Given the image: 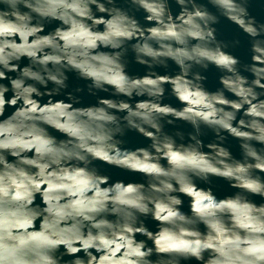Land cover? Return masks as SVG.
<instances>
[{"label":"clouds","instance_id":"obj_1","mask_svg":"<svg viewBox=\"0 0 264 264\" xmlns=\"http://www.w3.org/2000/svg\"><path fill=\"white\" fill-rule=\"evenodd\" d=\"M250 6L0 0V264H264Z\"/></svg>","mask_w":264,"mask_h":264},{"label":"water","instance_id":"obj_2","mask_svg":"<svg viewBox=\"0 0 264 264\" xmlns=\"http://www.w3.org/2000/svg\"><path fill=\"white\" fill-rule=\"evenodd\" d=\"M250 12L258 20L264 21V0H251ZM221 30V38L225 40H230L235 35V26L229 24L227 21H223L219 26ZM237 55L242 58L246 57V46H242L237 50ZM210 86L214 84V79H210Z\"/></svg>","mask_w":264,"mask_h":264}]
</instances>
